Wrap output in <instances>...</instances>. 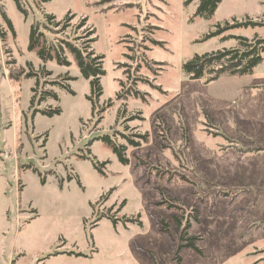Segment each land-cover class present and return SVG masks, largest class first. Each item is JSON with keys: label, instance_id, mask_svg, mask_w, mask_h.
<instances>
[{"label": "rangeland", "instance_id": "374dc122", "mask_svg": "<svg viewBox=\"0 0 264 264\" xmlns=\"http://www.w3.org/2000/svg\"><path fill=\"white\" fill-rule=\"evenodd\" d=\"M197 3L0 0V264H264V60L211 82L184 70L239 46L224 35L264 38L198 41L264 20V0L210 19ZM72 46L102 54L99 88Z\"/></svg>", "mask_w": 264, "mask_h": 264}, {"label": "trees", "instance_id": "16d2710c", "mask_svg": "<svg viewBox=\"0 0 264 264\" xmlns=\"http://www.w3.org/2000/svg\"><path fill=\"white\" fill-rule=\"evenodd\" d=\"M195 0H186V4H190ZM197 8L194 17L210 19L214 16L219 8L222 0H197ZM192 20V19H191ZM233 23L226 20L224 23H217L214 29L210 30L198 40L199 42L207 41L211 38L222 35L228 30L234 28H248L264 26V20H254L249 17L238 20L233 18ZM224 39L236 38L239 40V46L229 49H221L203 54H195V56L184 64V70L192 79L204 78L206 82L217 80L223 74L243 75L252 73L254 69L264 60V38L255 36L252 39L236 35H224ZM196 41V42H198ZM78 61V66L82 75L91 80L94 89L99 88V78L104 74V70L100 68L99 56H92V53L84 55L80 50L71 47ZM208 116V113H206ZM261 150L262 148H257ZM257 149H250L254 151ZM242 151V150H240ZM115 152L119 160L126 162L125 154L115 148ZM189 229V226L186 230ZM198 237H188L185 232L181 233V243L179 248L190 247L200 252L195 244ZM180 260V258H179Z\"/></svg>", "mask_w": 264, "mask_h": 264}, {"label": "crops", "instance_id": "0c3cea01", "mask_svg": "<svg viewBox=\"0 0 264 264\" xmlns=\"http://www.w3.org/2000/svg\"><path fill=\"white\" fill-rule=\"evenodd\" d=\"M93 50L96 52V54H98L99 56H102V54H100V53H97V51L95 50V48H93ZM102 59H103V56H102ZM43 60H45V59H43ZM69 62H71V61H68V63ZM69 64H71L72 65V62L71 63H69ZM73 64H75L77 67H78V69H79V71H80V68H79V66H78V61H77V59H76V57L74 56V59H73ZM80 73H81V71H80ZM82 74V73H81ZM31 77H33V76H31ZM88 79V78H87ZM71 87V86H70ZM72 88V87H71ZM60 111H61V108L59 109ZM91 116L94 114V112H95V105L92 103V106H91ZM107 109L105 108L103 111H102V113H103V115H102V119H103V121H104V118H105V116H104V112L106 111ZM62 112V111H61ZM121 115H123V111L121 110V109H118V111H117V113H116V119H115V121H114V124L112 125V126H114L115 124H117L118 122H119V118L121 117ZM91 118V117H90ZM89 119V118H88ZM88 119H82L81 118V121L83 122V121H87ZM103 123V122H102ZM103 125V124H102ZM111 126V127H112ZM102 128H104L103 126H101ZM110 127V128H111ZM110 128H108V129H110ZM105 129V128H104ZM97 136H99V135H97ZM94 138H96V137H92V139H94ZM48 141V140H47ZM95 141H97V140H95ZM95 141L94 142H92L91 143V147L94 145V143H95ZM102 142H104V141H102ZM108 147H109V143L108 142H104ZM123 146L124 148H125V144H120V146ZM90 147V148H91ZM114 154L117 156V154H116V152L114 151ZM126 157V156H125ZM119 159V158H118ZM122 164H124V163H122Z\"/></svg>", "mask_w": 264, "mask_h": 264}]
</instances>
